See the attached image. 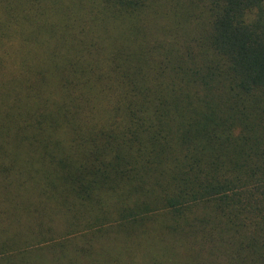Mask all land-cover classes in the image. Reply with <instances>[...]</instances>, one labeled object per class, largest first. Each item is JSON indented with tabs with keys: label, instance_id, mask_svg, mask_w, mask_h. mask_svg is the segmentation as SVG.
Instances as JSON below:
<instances>
[{
	"label": "trees",
	"instance_id": "trees-1",
	"mask_svg": "<svg viewBox=\"0 0 264 264\" xmlns=\"http://www.w3.org/2000/svg\"><path fill=\"white\" fill-rule=\"evenodd\" d=\"M0 264H264V0H0Z\"/></svg>",
	"mask_w": 264,
	"mask_h": 264
}]
</instances>
